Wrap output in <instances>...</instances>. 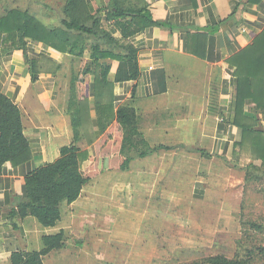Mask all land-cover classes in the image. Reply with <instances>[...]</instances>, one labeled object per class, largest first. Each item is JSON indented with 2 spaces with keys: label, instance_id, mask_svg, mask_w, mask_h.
<instances>
[{
  "label": "crops",
  "instance_id": "crops-1",
  "mask_svg": "<svg viewBox=\"0 0 264 264\" xmlns=\"http://www.w3.org/2000/svg\"><path fill=\"white\" fill-rule=\"evenodd\" d=\"M87 1L94 10L104 9L110 2ZM131 1L146 5L152 18L161 24L124 38L118 30L114 31L112 21L105 22L106 29L120 45H133L137 49L141 69L138 79L115 83L119 61L105 60L112 67L109 81L114 83L115 110L131 105L138 117L165 113L171 118L166 123L162 121L160 126L166 128H159V132L192 134L195 148L206 152L201 154L203 158L230 160L242 138V128L234 124L237 87L235 66L230 59L264 30V0ZM101 15L104 16V11ZM26 52H6L0 66V90L22 110L24 134L32 154L20 166L5 164L0 174V264H11V254L16 251H40L44 235L62 229L66 235V209L62 211V221L54 228L43 227L33 217L15 218L18 226L15 228L9 213L23 197L25 177L36 167L58 159L60 147L73 138L69 97L72 81L83 62L82 58L32 41L28 42ZM85 58L89 61L88 53ZM32 68L38 73L35 83L31 80ZM88 101L95 118L93 93ZM244 116L257 120L264 129V117L255 111L253 104H246ZM146 158L132 161L130 168ZM129 169L109 172L92 182L125 180L130 175ZM83 192L77 201L67 204L68 209L77 207ZM203 192L205 185L199 183L197 195Z\"/></svg>",
  "mask_w": 264,
  "mask_h": 264
},
{
  "label": "trees",
  "instance_id": "trees-1",
  "mask_svg": "<svg viewBox=\"0 0 264 264\" xmlns=\"http://www.w3.org/2000/svg\"><path fill=\"white\" fill-rule=\"evenodd\" d=\"M62 13L61 25L57 27L47 26L28 10L8 9L0 17V66L6 52L23 50L26 54L29 41L82 58L83 62L72 81L69 97L73 138L60 147L58 159L36 167L25 177L23 197L9 213L15 228L18 227L15 218L27 217L35 218L45 228L56 227L63 219V204L77 201L84 188L96 178L112 171H127L136 159L175 148L166 144L152 146L140 130L133 106L125 105L117 110L114 107V83L109 81L112 67L105 60L119 61L115 83L138 79L141 69L137 49L133 45H120L106 29L105 22L112 21L114 31L131 38L148 26L161 24L152 18L146 5L140 6L131 0H110L104 9L94 10L87 0H65ZM87 53L89 61L85 58ZM230 61L235 66L237 87L234 124L242 128V138L236 146L250 151L255 161L264 163V129L257 120L244 116V107L249 102L264 117V30ZM31 64L34 66V62ZM31 72L35 83L38 73L33 68ZM160 84L165 90L161 77ZM91 93L95 97V118L88 101ZM200 152L206 154L204 150ZM31 155L22 110L0 90V174L5 164L20 166ZM257 166L251 162L247 168ZM65 236L63 229L44 235L40 251L13 252L11 264H45L47 255L64 247ZM208 262L247 264L245 259L223 255L210 257Z\"/></svg>",
  "mask_w": 264,
  "mask_h": 264
},
{
  "label": "rangeland",
  "instance_id": "rangeland-1",
  "mask_svg": "<svg viewBox=\"0 0 264 264\" xmlns=\"http://www.w3.org/2000/svg\"><path fill=\"white\" fill-rule=\"evenodd\" d=\"M64 2L0 0V17L28 10L57 27ZM162 115L139 117L140 130L152 146L175 148L135 163L125 180L89 183L72 211L63 204L65 245L45 264H211L217 255L264 264V163L239 146L230 160L203 158L192 134L158 131L171 118Z\"/></svg>",
  "mask_w": 264,
  "mask_h": 264
}]
</instances>
